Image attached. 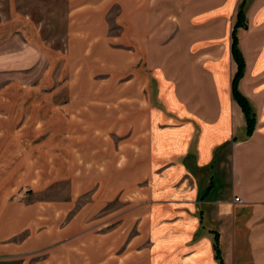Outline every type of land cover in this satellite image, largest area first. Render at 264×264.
Listing matches in <instances>:
<instances>
[{
    "label": "rangeland",
    "instance_id": "374dc122",
    "mask_svg": "<svg viewBox=\"0 0 264 264\" xmlns=\"http://www.w3.org/2000/svg\"><path fill=\"white\" fill-rule=\"evenodd\" d=\"M120 11L0 0V264H147L150 201L172 198L158 191L181 156L152 167L166 122L137 81L142 49L127 69Z\"/></svg>",
    "mask_w": 264,
    "mask_h": 264
},
{
    "label": "crops",
    "instance_id": "0c3cea01",
    "mask_svg": "<svg viewBox=\"0 0 264 264\" xmlns=\"http://www.w3.org/2000/svg\"><path fill=\"white\" fill-rule=\"evenodd\" d=\"M240 1L121 0L117 20L132 55L127 69L140 70L142 49L137 81L148 86L155 123L166 122L151 143L152 167L181 156L169 173L179 184L158 191L172 198L150 201L147 264H219L213 231L223 264H264V0L250 1L238 31L245 60L239 87L256 124L249 138L236 141L245 120L232 96L230 30ZM183 174L193 184L188 195Z\"/></svg>",
    "mask_w": 264,
    "mask_h": 264
},
{
    "label": "trees",
    "instance_id": "16d2710c",
    "mask_svg": "<svg viewBox=\"0 0 264 264\" xmlns=\"http://www.w3.org/2000/svg\"><path fill=\"white\" fill-rule=\"evenodd\" d=\"M251 0H241L233 17L232 27L230 30V51L234 63L236 64V69L232 74L231 79V90L233 99L240 106L244 120L245 126L241 134L234 133V140H243L249 138L255 128L256 124V112L253 103L240 91L239 82L244 74L245 60L244 55L239 46V28L246 27V11ZM213 242L212 247L214 251V256L218 260L219 264H223L221 251L219 247V236L216 231H213Z\"/></svg>",
    "mask_w": 264,
    "mask_h": 264
},
{
    "label": "built area",
    "instance_id": "2783aa9c",
    "mask_svg": "<svg viewBox=\"0 0 264 264\" xmlns=\"http://www.w3.org/2000/svg\"><path fill=\"white\" fill-rule=\"evenodd\" d=\"M238 199H239V197H238V196H235V197H234V200H238Z\"/></svg>",
    "mask_w": 264,
    "mask_h": 264
}]
</instances>
